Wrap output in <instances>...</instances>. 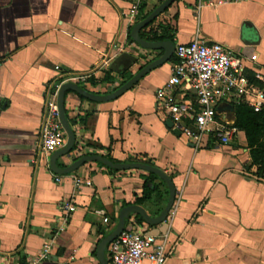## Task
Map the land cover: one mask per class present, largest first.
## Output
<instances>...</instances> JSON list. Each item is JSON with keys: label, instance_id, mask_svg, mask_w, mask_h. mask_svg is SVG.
I'll return each instance as SVG.
<instances>
[{"label": "crops", "instance_id": "0c3cea01", "mask_svg": "<svg viewBox=\"0 0 264 264\" xmlns=\"http://www.w3.org/2000/svg\"><path fill=\"white\" fill-rule=\"evenodd\" d=\"M164 1L150 0L140 17ZM201 1L206 0H176L148 31L172 23L175 47L197 36L222 44L244 59L251 82L264 88V0H229L195 12ZM135 2L0 0V264H27L46 244L50 252L41 264H100L99 243L116 227L120 211L142 197L148 172L91 162L57 182L51 156L41 149L48 95L61 81L58 66L88 77L89 85L80 83L83 89L105 95L162 54L132 40L135 25L124 13ZM126 54L137 58L128 70ZM175 61L174 52L114 101L92 102L68 92L65 111L69 122L77 121L75 147L83 156L151 162L171 177L179 194L176 215L149 228L169 235L167 264H264V179L251 167L246 134L241 131L226 146L210 142L197 148L174 133L157 108L156 92ZM236 106L232 111L222 105L220 120L234 125ZM75 160L68 154L58 164L67 167ZM73 175L91 180V186L77 188ZM155 184L162 198L141 205L152 217L169 198L161 181ZM65 202L76 210L67 214Z\"/></svg>", "mask_w": 264, "mask_h": 264}, {"label": "built area", "instance_id": "2783aa9c", "mask_svg": "<svg viewBox=\"0 0 264 264\" xmlns=\"http://www.w3.org/2000/svg\"><path fill=\"white\" fill-rule=\"evenodd\" d=\"M149 1L136 0L124 13L129 25H136L140 21L141 9ZM228 1H201L195 12H199L204 5L217 6ZM175 56L171 76L164 87L156 92L158 110L165 113L174 129H178L197 148H203L210 142L214 146L231 144L241 131L220 120L219 108L225 104H242L260 113L264 109V88L251 82L244 59L222 44L206 42L197 36L190 44L178 45ZM56 69L61 81L48 95L41 129V149L50 156L67 144V133L58 110L60 88L69 82L79 86L80 83L89 85L88 77L71 74L59 66ZM255 78L263 81L259 73ZM70 154L75 155L76 160L83 157L81 149L76 147ZM73 180L77 188L92 184L91 180L74 175ZM56 181L61 182L62 176L56 175ZM178 195L177 192L175 203L169 211V221L176 215ZM63 208L67 214L76 210L69 202H65ZM149 228L146 223L139 224L135 217H130L123 233L108 247L109 264H145L146 261L149 264H167L171 256L169 235L150 233ZM49 252L50 244H46L42 254L27 264H41Z\"/></svg>", "mask_w": 264, "mask_h": 264}, {"label": "water", "instance_id": "95a60500", "mask_svg": "<svg viewBox=\"0 0 264 264\" xmlns=\"http://www.w3.org/2000/svg\"><path fill=\"white\" fill-rule=\"evenodd\" d=\"M176 0H165L156 10H154L151 14L145 17L143 20L139 21L131 30V38L132 40L141 48L147 51L152 52H162V54L157 58L153 59L151 62L146 64L145 66L139 68V70L133 75V77L125 82L120 88L115 90L110 94H95L89 92L78 84L75 83H65L59 90L58 93V110L60 121L63 125L67 133V144L66 146L53 153L50 158V168L51 170L60 176L69 175L80 168H82L85 164L95 162L106 166L115 171H129V170H140L144 172H148L150 174H154L158 176L168 187L169 190V198L168 202L163 209V211L156 217L150 216L144 208L137 205H130L124 207L119 214L118 223L114 230L108 234L98 245L97 248V256L100 264H109L107 258V251L109 245L116 240L124 231L127 221L132 215L139 216L149 227H157L163 224L168 217L169 211L172 209L177 190L172 182V179L169 175H167L164 171L154 167L147 165L141 162H129V163H121L114 162L104 156L101 155H88L83 156L73 162L71 165L67 167H61L58 164L60 158L67 156L70 154L76 145V134L70 125L68 118L66 116L65 111V98L68 92H73L79 95L80 97L92 101V102H110L121 98L127 92L131 91L144 77L150 74L153 70L161 68L166 63H168L175 52V45L170 41H162V42H153L142 38L141 32L148 28L153 22H155L162 14H164L175 2ZM125 57L131 60L130 63L127 64L126 70L130 69L132 65L137 61V58L126 54ZM230 110L234 111V107L229 105ZM170 128H174V125L171 121L167 123ZM174 133L178 136L181 135V132L178 129H174Z\"/></svg>", "mask_w": 264, "mask_h": 264}, {"label": "trees", "instance_id": "16d2710c", "mask_svg": "<svg viewBox=\"0 0 264 264\" xmlns=\"http://www.w3.org/2000/svg\"><path fill=\"white\" fill-rule=\"evenodd\" d=\"M145 17L147 16H142L140 17V19L143 20ZM153 23L148 28H150ZM148 28L141 32L142 38L153 42H174L176 28L172 23H162L157 28L151 29L150 31H148ZM132 77V74L127 75L125 77L124 83L130 80ZM107 80L110 81L111 79L108 77ZM82 99L85 100L84 98ZM235 116L236 119L234 126L240 131H243L247 137L248 148L250 150L252 161L251 167H257L258 177L264 179V109L260 113H255L252 109L241 104L236 106ZM80 122H85V119H81ZM69 123L73 128L74 125L77 124V121L73 122L70 120ZM105 157L113 161V159L109 155H106ZM145 164L153 166L151 162H146ZM251 167L247 168L246 170L250 171ZM156 180H160L161 185L166 190L168 189L167 185L158 176L149 174L145 179L143 195L141 198L136 199V205L141 206L148 201H152L153 197L155 196L162 198V195L160 193V186L155 184ZM161 212L162 209H159L156 215L158 216ZM136 221L139 224L144 223V221L139 216H136Z\"/></svg>", "mask_w": 264, "mask_h": 264}]
</instances>
